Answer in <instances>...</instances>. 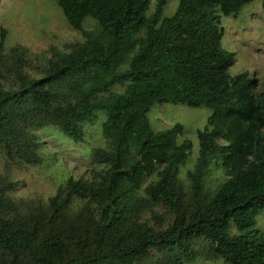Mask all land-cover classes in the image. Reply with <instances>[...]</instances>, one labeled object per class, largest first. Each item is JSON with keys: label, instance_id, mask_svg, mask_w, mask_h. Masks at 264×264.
<instances>
[{"label": "trees", "instance_id": "1", "mask_svg": "<svg viewBox=\"0 0 264 264\" xmlns=\"http://www.w3.org/2000/svg\"><path fill=\"white\" fill-rule=\"evenodd\" d=\"M53 1L84 40L68 53L52 49L38 78L22 72L18 50L8 62L0 55V156L36 165L34 130L52 126L80 144L81 124L103 112L108 148L94 156L107 169L91 182L67 178L45 213L19 212L6 197L15 184L0 180V264H264L255 220L261 213L264 225V83L253 95L254 78L228 74L234 56L221 47L215 13L235 17L252 0H176L166 18L170 0H155L149 17L148 0ZM85 18L96 31L83 29ZM2 41L1 31L0 48ZM165 103L210 111L196 131L188 194L177 178L191 148L176 143L181 126L155 133L146 121L150 106ZM212 163L226 178L210 193L202 177ZM155 166L157 179L141 197ZM76 199L94 203L99 217L84 207L69 214ZM156 205L172 214L160 230L137 217Z\"/></svg>", "mask_w": 264, "mask_h": 264}, {"label": "rangeland", "instance_id": "2", "mask_svg": "<svg viewBox=\"0 0 264 264\" xmlns=\"http://www.w3.org/2000/svg\"><path fill=\"white\" fill-rule=\"evenodd\" d=\"M154 6L155 0H148L146 17L150 16ZM176 6V0L168 1L162 9L161 17H170ZM215 13L222 29L221 47L234 56V63L229 67L228 74L233 76L244 72L250 79L254 78L257 87L252 94H257L260 91L259 84L264 83V13L261 0H252L242 6L235 17L223 16L216 8ZM83 29L96 31L97 27L90 18H85ZM1 31V57L8 62L10 52L18 50L21 52L19 66L22 72L33 78L40 76L47 60L52 58L53 50L68 53L72 46L84 40L79 32L67 25L53 0H0V37ZM10 82L11 80L4 84L6 88ZM122 90L117 86L112 89L116 93H121ZM209 114L210 111L204 107L188 108L170 103L152 105L145 114L152 132H162L179 124L182 133L176 137V143H190V151L177 171L178 181L186 194L190 192L188 173L194 169L198 151L196 131L204 128ZM104 120V113L96 112L93 120L81 124L83 136L80 144H73L52 126L34 130L38 141L36 154L39 158L36 165H16L0 156V180L15 184L6 192V197L19 212L33 210L45 213L47 199L67 178L91 182L95 179L94 174H101L107 169L94 156L95 149L108 148L101 135L100 127ZM158 169L155 166V171L143 180L138 190L141 197H144L143 189L157 179ZM225 178L219 164L212 163L203 174V189L211 193ZM81 207L87 208L93 218L99 217L94 203L77 199L73 201L69 214ZM137 217L138 221L160 230L171 222L172 214L163 206L156 205L148 210H140ZM255 220L256 228L264 233L262 214L258 213ZM203 246L202 242L197 245L199 248ZM190 264L222 263L197 258Z\"/></svg>", "mask_w": 264, "mask_h": 264}]
</instances>
